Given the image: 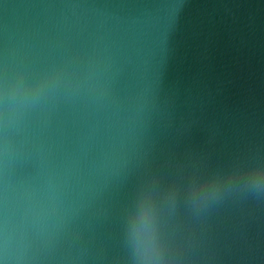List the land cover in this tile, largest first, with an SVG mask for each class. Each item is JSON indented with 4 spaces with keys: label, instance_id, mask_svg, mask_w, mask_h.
<instances>
[{
    "label": "water",
    "instance_id": "95a60500",
    "mask_svg": "<svg viewBox=\"0 0 264 264\" xmlns=\"http://www.w3.org/2000/svg\"><path fill=\"white\" fill-rule=\"evenodd\" d=\"M261 156L264 0H0L3 264H264Z\"/></svg>",
    "mask_w": 264,
    "mask_h": 264
},
{
    "label": "clouds",
    "instance_id": "9594fccd",
    "mask_svg": "<svg viewBox=\"0 0 264 264\" xmlns=\"http://www.w3.org/2000/svg\"><path fill=\"white\" fill-rule=\"evenodd\" d=\"M244 186L252 193L264 194V171L255 165L249 168L241 177ZM202 193L196 190L190 191L187 195L189 199H195L197 195Z\"/></svg>",
    "mask_w": 264,
    "mask_h": 264
},
{
    "label": "snow or ice",
    "instance_id": "6c2138e0",
    "mask_svg": "<svg viewBox=\"0 0 264 264\" xmlns=\"http://www.w3.org/2000/svg\"><path fill=\"white\" fill-rule=\"evenodd\" d=\"M257 166L260 167V169L262 171H264V156H261L258 160H257ZM0 264H3V261H0Z\"/></svg>",
    "mask_w": 264,
    "mask_h": 264
}]
</instances>
